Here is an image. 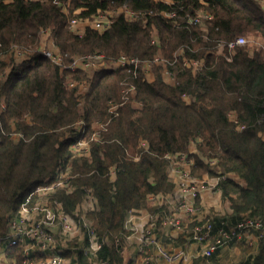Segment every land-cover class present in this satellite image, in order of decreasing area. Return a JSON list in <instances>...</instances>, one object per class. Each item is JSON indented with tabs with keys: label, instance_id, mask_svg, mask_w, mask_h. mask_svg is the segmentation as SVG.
<instances>
[{
	"label": "trees",
	"instance_id": "16d2710c",
	"mask_svg": "<svg viewBox=\"0 0 264 264\" xmlns=\"http://www.w3.org/2000/svg\"><path fill=\"white\" fill-rule=\"evenodd\" d=\"M67 2L0 0V50L11 43L36 45L39 30L50 27L57 47L68 57L100 51L107 58L124 53L147 59L158 49L171 56L181 45H188L192 50L186 48L187 56L203 57L204 66L196 73L179 68L175 83L169 84L159 66L148 80L139 66L99 70L87 77L82 71L61 70L41 53H35L29 62L11 63L6 74L8 64L1 63L0 101L6 107L0 112V236L7 232L10 215L20 206L34 203L38 187L62 161L69 162L74 188L57 190L54 197L65 212L74 214L86 190H91L97 208L87 211L86 217L101 243L98 259L104 264H132L124 244L129 233L125 217L142 207L148 195L172 190L164 155L187 152L197 133L202 141L194 155L193 173L199 177L216 174L202 157L216 159L222 172H234L243 181L222 178L219 182L222 196L231 205V219L244 213L264 218V52L251 55L239 47L232 55H222L213 49L216 41L238 34L264 37L260 3L208 0L212 18L202 27L184 25L181 19L202 6L197 0H175L174 4L69 0L64 10L62 5ZM120 5L151 11L147 23L118 17L103 32L88 26L79 35L69 28L72 17H91L98 10ZM163 11H175L180 24ZM154 34L158 46L151 44ZM68 74L78 84L88 82L81 105L77 87L66 83ZM232 111L236 123L230 119ZM80 118L87 125L88 137L96 131V121L101 124L102 142L90 143L88 157H73L69 149L76 137L73 125ZM13 131L21 132L23 138H13ZM142 140L147 149L140 146ZM111 168L115 170L113 179ZM5 252L17 263L22 261L19 245L9 246ZM77 263L92 264L81 250ZM242 264H264V243Z\"/></svg>",
	"mask_w": 264,
	"mask_h": 264
},
{
	"label": "built area",
	"instance_id": "2783aa9c",
	"mask_svg": "<svg viewBox=\"0 0 264 264\" xmlns=\"http://www.w3.org/2000/svg\"><path fill=\"white\" fill-rule=\"evenodd\" d=\"M45 2L48 0H34ZM167 4H174L175 0H155ZM201 7L195 9L193 14L185 13L184 25L205 26V22L212 18L208 11V0H197ZM264 10V0H257ZM69 5V0L62 8ZM151 11L134 10L128 6L108 8L98 10L91 17H72L69 21V28L81 35L86 27L90 26L100 32L109 29L116 18L123 17L129 21H136L142 25L147 23L148 15ZM163 15L173 18L174 23L178 22L179 17L175 11H163ZM39 40L36 45H18L11 43L8 48L0 50V64L5 62L8 71L11 63L19 61H31L35 53H41L58 65L61 70L82 71L87 77H92L99 70H113L119 67L139 66L144 76L149 80L154 77V67L159 66L164 80L169 84H174L179 68H190L193 73L198 72L204 66V58H192L186 54V48L192 50L188 45H181L175 49L171 56L164 55L160 49L147 59L120 53L116 57L107 58L102 52L94 51L91 53L73 54L68 57L67 53H62L55 43L54 34L50 27L41 28L38 32ZM206 37L204 36V39ZM151 44L158 46V37L154 34ZM244 47L249 54L254 51L264 52V37L261 34H253L247 38L238 34L232 39L218 40L213 47L217 54L232 55L236 48ZM194 51V50H193ZM66 58L69 60L66 61ZM4 78V77H3ZM66 83L70 88L76 89V94L80 95L79 105L83 103L82 96L88 90V82L77 83L72 74L66 76ZM188 101V95H183ZM115 105L110 106L111 109ZM5 103L0 101V112L5 110ZM230 119L237 122L235 112H230ZM96 131L88 137L87 125L82 118L73 125L76 137L71 142L69 149L73 157H88L90 154V143L92 141L102 142V137L98 132L101 128L100 121H96ZM241 129L242 126H237ZM13 138H23L19 131L11 132ZM202 141L201 134L197 133L188 144L187 152L166 153V174L173 183V188L166 193L148 195L158 197L166 209L150 210L143 215L142 222H135V210L127 213L124 220V227L129 231L125 235L128 246H134L137 255H143L140 259L131 257L132 262L141 261V264H150L151 256L149 252L156 255L164 264H179L188 261L194 256L185 246L167 248L158 237L160 225L174 230L180 237L185 239L186 244L197 243L201 246L199 253L201 256L209 257L217 250L241 242L252 244V238L264 243V218L249 213L242 214L237 220L232 221L229 214L218 215L214 210L203 215L204 209L200 204V199L205 191L221 193L219 182L222 178H228L224 173L217 175L212 180L204 179L193 173L195 165L194 155L197 153L198 146ZM140 146L147 149V142L142 140ZM139 156H135L138 159ZM216 159L211 160L213 163ZM111 178H114L115 170H110ZM72 176L71 165L69 162H61L53 171L48 180L43 182L37 190V197L34 203L22 205L14 211L7 223V232L0 236V248L6 250L12 245L21 247L22 261L26 264H65L66 260L77 263V253L84 251L92 264H104L98 259L97 251L101 243L98 239L94 226L86 217L87 211L97 208V201L91 190L86 193L80 204L86 203V211L81 215L76 213L69 214L63 209L62 202L54 197L57 190L65 189L68 192L73 190L70 184ZM161 204V205H162ZM160 205V206H161ZM57 235V236H56ZM78 237L72 242H69ZM70 246H69V245ZM11 261L17 263L12 257ZM157 258V260H159ZM159 260V261H160Z\"/></svg>",
	"mask_w": 264,
	"mask_h": 264
},
{
	"label": "crops",
	"instance_id": "0c3cea01",
	"mask_svg": "<svg viewBox=\"0 0 264 264\" xmlns=\"http://www.w3.org/2000/svg\"><path fill=\"white\" fill-rule=\"evenodd\" d=\"M149 80H152V79H149ZM211 160L213 159H208L206 163H209L210 165H212L213 168H216L218 171L214 175H211L208 173L202 174V177L207 180H212V178L216 177L217 175L224 173V171L222 172V168H219L216 166V161L211 163L210 162ZM224 174H226L229 179L237 183L243 184V181L241 180L239 175H237L236 173L226 172ZM161 204L162 202L160 201L158 197H150L149 199H146L143 206L135 210V214L140 217H136L134 221L142 222L143 215H145L150 210H156V209L162 210V209L167 208L166 205L164 204L161 205ZM200 204L202 205V208L204 209L203 215H207V213H209L210 210H214L215 212L218 213V215H226V216H228V214L231 212L230 202L227 199H224L221 193H212L210 191H205L201 196ZM230 215L231 213L229 214V216ZM232 221H235V220H232ZM159 225L161 227L157 233L158 237L161 239V241L164 243V245L167 248L172 249L177 246H185L191 253L194 254L192 258H190L188 261H186L183 264H222L221 261H223V264L232 263V257H233L232 255L234 253H231V252L232 251L236 252L237 245H229V246L223 247L217 250L211 256L204 257V256H201V254L199 253V250L201 249V246L199 244L193 243V242L186 244L184 243L185 239L180 237L174 230L167 228L165 226H162L161 224ZM261 242L263 241H258L257 238L254 237L252 238V248L251 249L244 246L245 252L243 253L246 256L245 260L249 257V255H254L258 252L259 244ZM138 256L139 257H137V259H140V255ZM242 262L240 264H242ZM132 264H135V263L132 262ZM150 264H156V263L151 262ZM162 264L164 263L162 262Z\"/></svg>",
	"mask_w": 264,
	"mask_h": 264
},
{
	"label": "rangeland",
	"instance_id": "374dc122",
	"mask_svg": "<svg viewBox=\"0 0 264 264\" xmlns=\"http://www.w3.org/2000/svg\"><path fill=\"white\" fill-rule=\"evenodd\" d=\"M242 35L246 36L247 38L251 37L253 34L251 33H243ZM197 153H199L198 150H196ZM204 162L206 163V161H208V158L206 157H202ZM214 170L217 172L218 170L216 168H214ZM87 205L86 203L84 204H80L76 213H79L80 215L86 211L87 209ZM212 211V210H210ZM57 236V235H56ZM78 237V235H75L74 238L69 242V244L71 243V246H74L75 243H72L76 238ZM68 244V245H69ZM124 244H125V249L129 255V259H131V257H134V258H137L139 257L136 252H135V247L134 246H128V244L126 243V241L124 240ZM234 245H237V249H236V252L235 251H232L231 253H234L231 257H232V263L231 264H240L243 260H245V254L243 252H245V249H244V246H246L247 248H252V244H250L249 242H241V243H237V244H234ZM70 246V245H69ZM143 256V255H140V257ZM147 256H151V260L150 262H155L156 264H162V261L154 254H151V252H149L147 254ZM157 258L160 260H157ZM231 260V259H230ZM222 264H223V261H221ZM127 263V262H126ZM135 264H141V261L138 260L137 262H134ZM185 263V262H183ZM183 263H179V264H183ZM0 264H26L25 262L21 261L20 263H14L13 261L10 260V258L6 255V252L4 250V248H0ZM65 264H75L73 263L72 261L70 260H66V263ZM230 264V263H228Z\"/></svg>",
	"mask_w": 264,
	"mask_h": 264
}]
</instances>
